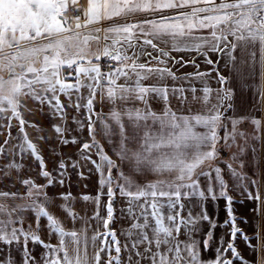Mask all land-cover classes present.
Listing matches in <instances>:
<instances>
[{"label": "snow or ice", "instance_id": "obj_1", "mask_svg": "<svg viewBox=\"0 0 264 264\" xmlns=\"http://www.w3.org/2000/svg\"><path fill=\"white\" fill-rule=\"evenodd\" d=\"M104 23H108V27H102ZM84 30L89 34L83 35ZM204 32L207 34H202ZM38 40L47 43L41 45ZM238 49L241 57L247 55L253 64L259 65L260 74L264 76V0H86V3L81 0H0V120L11 110L9 130L11 119L19 122V143L10 144L9 131V139L0 145V182L4 187L8 183H20L27 189L23 194L0 191V245L8 249H0V264H17L11 248L21 240L22 264H41V261L42 264H121L120 241L110 228L117 192L128 204L121 209V214L132 220L122 233L128 241L123 246L128 253V264H141L144 260L148 264H234L237 261L264 264V237L257 229L256 235L249 238L237 227L233 205L243 201H234L228 195L224 170L217 163L225 164L241 194L255 202L253 211L264 218V197L259 193L258 180L237 171L217 148L221 141L224 150L236 146L238 151L232 153L229 160L238 161L240 168H244L240 157L246 149L237 145L238 137L247 140L246 134L237 130L241 121L230 119L231 131L222 125L221 108L229 99L223 88L226 78L217 74L221 85L217 90L204 82V77L211 73L199 71L194 78L204 83L200 89L169 88L162 83L166 77L176 79L167 67L169 59L173 63H181L183 59L176 60L170 52H196L204 56L207 64H213L208 52L218 53L235 64ZM141 57L150 59L141 63ZM21 60L25 63H17ZM102 61L107 62V70H102ZM153 62L163 67H151ZM191 63L198 68L195 60ZM182 66H187V62ZM236 71L239 72V68ZM149 80L156 83L145 84ZM82 89L87 90L86 96ZM185 92H191L193 102H202L203 112L192 114L189 109V114L178 115L172 111L168 106L169 95L187 104ZM214 92L215 103H212ZM98 94L101 106L108 109L106 112L95 109ZM60 95L68 99L67 107L75 108L78 114L83 110V119L72 117L76 129L83 132L86 125L91 138L90 143L81 146V159L90 161L99 174L101 193L95 198L82 197L83 201L93 200L97 205L91 219L102 223L105 229L91 237L86 235L85 228L66 231L62 222L48 210L51 200L45 188L54 183L64 186L67 165L63 160L59 162L61 178L54 180L36 145L28 138L26 121L19 112L30 100L41 110L47 106L53 117H59L66 124L68 113L60 102ZM150 98L164 102L162 113L152 110ZM251 123L258 132L261 121L252 119ZM97 125L119 163L110 158L96 140ZM222 126L223 137L218 132ZM0 127L5 125L0 124ZM51 127L63 145L77 143L75 137L64 138L65 133L73 129L61 124ZM93 150L99 162L92 159ZM252 151L255 153L256 149ZM25 154H31L39 162V175L47 180L46 185H38L31 178H20L23 165L15 158ZM205 163L208 170L198 171ZM121 165H127L132 174L155 173L173 178L141 185L126 174ZM72 166L76 167V162ZM113 170L117 172L115 177ZM80 175L83 178V174ZM201 177L208 180L204 188L200 184ZM249 185L255 193L249 190ZM105 188L107 215L101 217L99 203ZM58 195L63 200L61 210L73 223L82 219L70 206L69 202L74 199L72 193ZM17 200L22 202L16 203ZM181 200L195 201L194 207L198 206L200 211L196 215L189 211L187 217H183L181 212L185 205ZM209 201L224 202L228 219L223 225H217L209 215ZM29 212L36 221L35 229L31 224L24 226L25 214ZM42 219L46 221L49 235L59 238V246L41 239ZM203 224L208 228L202 240H198L196 237ZM229 225L231 239L226 247L222 246L221 238L214 249L215 259H203L201 249L203 252L213 250L215 229ZM182 230L187 237L185 240L179 239ZM238 236L245 240L250 252L256 254L255 260L246 261L241 257L235 247ZM251 239H258L260 243L253 246ZM29 242L44 249L40 260L33 254L34 249L28 248ZM89 247L93 249L91 255ZM113 250L116 256L111 255ZM228 253L233 259H228ZM102 254L108 255L106 262H102Z\"/></svg>", "mask_w": 264, "mask_h": 264}, {"label": "crops", "instance_id": "obj_2", "mask_svg": "<svg viewBox=\"0 0 264 264\" xmlns=\"http://www.w3.org/2000/svg\"><path fill=\"white\" fill-rule=\"evenodd\" d=\"M81 3H86V0H81ZM123 22V21H121ZM134 22V21H128ZM102 27H108V23H104ZM83 34H89L87 30H84ZM202 34H207L206 32ZM233 37H229V41H231ZM46 40H38V44H45ZM33 45H28L31 47ZM153 55H156L154 52ZM171 57H175L176 60H181V63H173L171 59L167 64V67L171 69V71L175 74L176 79L172 80L171 78H165L162 83L167 85L169 88H184L188 89L191 87H195L200 89L204 86V83L201 80L195 79V74L199 71L201 73H211L210 76L204 77V82L207 83L209 87L214 90L220 89L221 85L217 82V74L226 78V83L223 85L224 94L229 97L224 101V106L221 108L222 116V125H226L228 130H232V124L230 119H237L241 122L237 125V130L246 134L247 140L245 141L242 138H237V145L244 146L246 151L240 159L244 160L245 166L243 169L240 168L238 161L229 160V157L232 153L237 152L238 149L236 146H233L230 150L223 149V141L220 144H217V148L222 150V155L225 160H228L229 163L233 164V167L237 169V171H242V173H246L249 178L256 179L259 182V193L262 197H264V76L260 74V67L258 64H253L250 60V57L247 55L241 57L239 54V49L237 50V61L234 64L232 61L228 60L226 56L220 55L218 53L208 52V58L213 61V64L205 63V58L203 55L196 52H170ZM259 57V53L257 51V59ZM142 57L140 58V60ZM150 59V58H149ZM148 59V60H149ZM148 60L145 57L144 62L147 63ZM195 60L196 66L192 65V61ZM218 61V63H217ZM243 61V62H242ZM103 62V61H102ZM101 62V63H102ZM184 62H187V66H182ZM17 63H25V61L21 60ZM151 67H163V65H157L153 62ZM102 68V64H101ZM239 68V72L236 69ZM103 70V69H102ZM19 71V69H17ZM184 77H188V79H184ZM75 82V81H70ZM156 83L155 80L145 81V84ZM82 94L84 96L87 95V90L82 89ZM197 95H200L198 92ZM185 96L188 99L187 104H181L179 100L173 97L171 94L169 95V107L172 111L176 112L178 115L189 114V109H191L192 114L200 113L204 111L203 104L196 103L192 101L191 92H185ZM75 100V94L73 95V101ZM60 102L65 105V110L68 113L66 124L60 120L59 117H53L50 113V110L47 106H45L42 110L39 106L32 102L27 101L26 106L19 109L21 113V118L26 121L25 124V132L28 135V138L32 141L33 144L36 145L38 152L43 157L46 170L49 171L54 180H58L61 177L58 176V172L61 171L59 169V162L63 160L67 165L65 170V175L63 177L65 183L64 186L61 187L59 184H55L52 187L45 188L48 196L50 197L51 202L48 204V210L56 216L61 222L66 231L75 230L79 231L81 228H85L86 235L91 237L96 231L103 233L104 227L102 223L92 220L91 217L97 210V205L93 202V200H89L88 202L83 201L82 197L87 195L89 197L95 198L98 193H101V188L99 186V174L96 171L94 165L88 161L81 159V146L85 142H91V138L88 135L87 126L83 132H80L76 129L75 124L72 122L73 116H78L83 119L84 114L83 110L81 113H77L75 108H69L68 99L64 95H60ZM83 102V101H82ZM212 103H215V92L213 93ZM149 104L153 111L157 113H162L164 110V102L158 100L156 98H150ZM231 105V108L228 105ZM137 106H142L137 104ZM95 109L98 112H106L107 107L101 106V101L99 94L96 97ZM13 116L11 110L4 113V119L0 120V124L5 125V127H0V145H4V141L9 139V131L11 132L10 144L19 143L17 139L19 134V122L15 118L11 119L12 127L9 130L7 127L9 123V118ZM252 119H259L261 121L259 131L257 132L254 125H252ZM53 124H61L62 126L73 129L71 132H66L64 138L71 140L73 137L76 138L77 143H69L67 145H63L61 143V138L53 131ZM39 129V130H38ZM201 131L203 129H200ZM219 135L221 137L224 136L223 126L218 129ZM43 137L44 139H41ZM96 140L99 141L100 144L104 146L105 152L107 155L116 160L119 163V160L115 153L110 150L111 146L108 144L107 138L100 133V126L97 125V134ZM114 141L117 138H113ZM7 147V146H5ZM255 148V153L252 149ZM89 153H83V155H88ZM91 156L93 160H97L99 162L98 157L93 150L91 152ZM11 159V158H10ZM2 160V158H0ZM16 162L21 163L23 165L20 171V178L28 179L31 178L38 185H46L47 180L42 178L39 175L40 166L39 162L36 161L31 154H25L22 158L16 157ZM73 162H76V167H73ZM219 167L224 170V179L228 182V195L232 197L234 201H243V203H234V215L236 217V225L237 227L249 238H252L256 235L257 229H259L260 235L264 237V218L258 217L256 212L253 209L256 207L255 202L248 200L246 196L241 194V189L235 186V181L232 179L230 174L227 171L224 163L217 162ZM123 171L126 174L130 175L132 179L135 180L137 184H148L155 182L160 179H172L173 177L168 175L159 176L155 173H146V174H132L129 167L127 165H121ZM208 164L205 163L198 171H207ZM83 174V178H81L80 174ZM113 176L117 175V172L113 170ZM14 176L17 174L14 172ZM201 187L204 188L208 184V180L206 177L200 178ZM116 185H113L115 189ZM249 190L255 193V189L249 185ZM0 191H19V193L23 194L27 191L26 187L21 185L20 183H16L13 185L12 183H8L7 187H4L3 182H0ZM71 192L74 199L70 201V206L73 212L82 219L77 220L75 223L61 210L60 205L63 204V200L59 198V193H68ZM107 189H103V193L100 196L99 203V213L101 217H106L107 213H105L106 204L108 201V197L106 195ZM116 200L119 201L118 205V213L117 216L114 217V221L110 224V228L116 232L117 239L120 241L121 253L124 254V264L128 261V253L124 251V244L127 243L126 237L122 234L126 229H128L132 223V220L128 218L126 214H121L122 208H127L128 204L126 198L121 197L117 192V196L115 202L113 204V208H116ZM22 201L17 200L16 203H21ZM208 202V213L215 220L217 225H223L224 221L228 219L227 213L224 211L225 204L223 201H217L216 203H220V205L213 206ZM105 203V205H104ZM181 203L185 205L184 210L181 212L183 217H187L188 212L191 211L193 215H196L200 209L198 206L194 207L195 201L189 200H181ZM212 203V202H211ZM105 207H104V206ZM167 211V209H165ZM87 221V223H85ZM247 221V223H244ZM31 224L33 229L36 228V221L34 220L32 214L26 213L24 226L25 228ZM40 231L39 235L41 239L44 240L45 243H49L53 246H59V238L55 235H49L48 229L46 227V221H40ZM229 226H218L214 231V240L212 242V251L203 252L202 257L205 260L215 259L214 249L217 245V242L222 238L223 239V247H226L227 243L231 239L229 233L231 228L227 229ZM208 225L203 224L201 226V232L197 235L198 240H202L204 232L207 230ZM227 230V231H226ZM179 239L185 240L187 237L183 234V230L179 236ZM251 245L257 246L260 243L258 239H251ZM235 247L241 257H243L246 261H253L256 259V254L250 252L249 247L246 245L245 240L242 238H238L235 240ZM28 248L30 250L34 249L33 254L36 256L37 260H40L44 249L40 246L34 245L32 242H29ZM0 249L4 251H8L3 245H0ZM23 251V241L19 245H14L11 248V254L15 258L17 264H22L21 256ZM140 251H143V247H141ZM71 254V250L69 249ZM89 255L92 254L93 249L89 247L88 249ZM126 254V255H125ZM112 256L116 255L113 250L111 253ZM228 259H233L231 253L227 254ZM102 262H106L109 257L107 254H102L101 256ZM133 260H136V257L133 255ZM143 264H148L146 260L141 261ZM42 264V261H41ZM234 264H239V262H234Z\"/></svg>", "mask_w": 264, "mask_h": 264}, {"label": "rangeland", "instance_id": "obj_3", "mask_svg": "<svg viewBox=\"0 0 264 264\" xmlns=\"http://www.w3.org/2000/svg\"><path fill=\"white\" fill-rule=\"evenodd\" d=\"M83 35H88V34H83ZM100 35L102 36L103 35V33L101 32L100 33ZM95 48H96V45H95V43H93V45H92V49L93 50H95ZM146 59L148 60L149 59V57H146ZM144 60H145V57H142V59L139 61V62H144ZM116 208L114 209V217L115 216H117V213H118V205H119V201L118 200H116ZM104 205H105V203H104ZM103 205V206H104ZM210 205H213V206H217V205H220V203H215V204H213V203H211L210 202ZM105 207V206H104ZM105 213H106V208H105ZM229 228H231V225H229V227L227 228V229H229ZM227 231V230H226ZM103 232H105V229H104V231ZM126 255V254H125ZM114 256H116V255H114ZM120 257H121V264H124V254H122V253H120ZM126 264H128V261L127 262H125ZM141 264H143V263H141ZM146 264V263H145Z\"/></svg>", "mask_w": 264, "mask_h": 264}, {"label": "built area", "instance_id": "obj_4", "mask_svg": "<svg viewBox=\"0 0 264 264\" xmlns=\"http://www.w3.org/2000/svg\"><path fill=\"white\" fill-rule=\"evenodd\" d=\"M102 66H103V70H107V68H106V63H102ZM65 75H67V73H65Z\"/></svg>", "mask_w": 264, "mask_h": 264}]
</instances>
